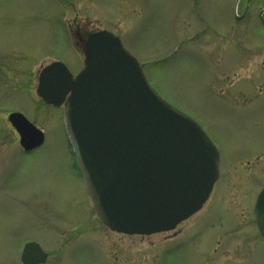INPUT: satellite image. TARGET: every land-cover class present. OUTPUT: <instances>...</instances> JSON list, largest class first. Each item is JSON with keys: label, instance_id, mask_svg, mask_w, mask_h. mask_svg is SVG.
Masks as SVG:
<instances>
[{"label": "rangeland", "instance_id": "obj_1", "mask_svg": "<svg viewBox=\"0 0 264 264\" xmlns=\"http://www.w3.org/2000/svg\"><path fill=\"white\" fill-rule=\"evenodd\" d=\"M182 2L0 0V61L26 66L29 77V85L0 79V264H24L22 246L31 240L50 252L46 264H264L253 211L264 187V24L258 16L236 20L225 0ZM77 25L119 35L154 88L220 151L211 196L171 231L108 227L74 166L64 104L35 106L45 64L82 66L70 32ZM14 107L45 133L33 151L22 150L8 122Z\"/></svg>", "mask_w": 264, "mask_h": 264}, {"label": "water", "instance_id": "obj_2", "mask_svg": "<svg viewBox=\"0 0 264 264\" xmlns=\"http://www.w3.org/2000/svg\"><path fill=\"white\" fill-rule=\"evenodd\" d=\"M84 52L86 64L76 78L54 62L49 86L42 79L38 92L60 105L71 91L66 128L103 221L129 234L171 230L208 199L219 175V150L197 120L160 95L115 33L91 34ZM12 116L27 148L44 140L22 113ZM256 212L264 234V189ZM46 254L29 243L23 261L39 262Z\"/></svg>", "mask_w": 264, "mask_h": 264}, {"label": "flooded vegetation", "instance_id": "obj_3", "mask_svg": "<svg viewBox=\"0 0 264 264\" xmlns=\"http://www.w3.org/2000/svg\"><path fill=\"white\" fill-rule=\"evenodd\" d=\"M182 1H183L182 2V6L189 4V0H182ZM190 2H191V0H190ZM225 3H228L229 4V9L231 11V15H233V17L236 20L240 21L242 19H246L247 18L248 20L251 19V21H252L253 19L254 20L257 19V16H258L259 19L261 18V21L264 24V0H225ZM212 5H213L212 3L211 4H207L206 7H211ZM193 9L196 10V13H197L198 17L200 18V20L203 19L204 21H206V23L208 22L207 19H206V15L204 13L202 14L200 12V8H198V5H193L192 4V7H191V11L192 12H193ZM206 27L207 28L208 27L210 28L211 27V24L208 22ZM70 32H71V36H72L73 44H74L75 48L77 49L78 52L82 51V53H83V49H84L87 41L89 40L90 35L93 34L94 31L92 32V31H88L86 29L81 30L80 26L77 25L75 27H71ZM49 63L48 64H45L40 69V71L38 73V84H37V87H36V94H35L36 95V98H34V99H37L36 104H35L36 107H39L41 104L51 105V104L47 103L45 101V99L38 93V87H39V84H40V81H41L42 73L45 70V68L47 67V65H49ZM68 65H69L70 69L74 73H77L78 70L81 67L80 66L76 70H74V68L71 67L72 66L71 63L68 64ZM25 67L24 66H21L19 63L14 64V63H10V62H5V61L2 62V61H0V79L4 83H18L21 80H26V82L29 85V80H28L29 77H28V74H27V69ZM20 68L22 69V73L21 74H20ZM46 78H47V75H46ZM62 78H63V76H62ZM64 108H65V105L62 106V111L63 112H64ZM2 110H6V109H2ZM15 111H21L27 117L29 115L21 107H14V108H11V110L8 111V113H7L8 122L10 123L11 127L17 131L16 126L10 120V114L12 112H15ZM28 118L30 119V117H28ZM30 120L33 121L36 124V122L33 119H30ZM68 144H69V146L71 148V151H72V153L74 155V166H75L76 169H78V171L81 172V170H80V168L78 166V163L76 161L73 143L69 141ZM20 145H21V143H20ZM41 145H39V146H41ZM39 146H37V147H39ZM21 147H22V150L25 151V152H30V151H33L34 149L37 148V147H35V148L31 149V150H26L22 145H21ZM253 211H254V208H253ZM255 219H256V217H255ZM256 225H257V221H256ZM28 242H30V241H28ZM31 242H32V240H31ZM23 244H24V242H23ZM43 250L46 251V253H47L46 254V257H45V260H42V261H39V262H35V263H32V264H46L48 262L49 257H50V252H48L44 248H43ZM20 256H21L22 262L24 264H26L23 261L22 253H20Z\"/></svg>", "mask_w": 264, "mask_h": 264}, {"label": "bare ground", "instance_id": "obj_4", "mask_svg": "<svg viewBox=\"0 0 264 264\" xmlns=\"http://www.w3.org/2000/svg\"><path fill=\"white\" fill-rule=\"evenodd\" d=\"M46 80H49V77H47ZM214 186H215V185H214ZM214 186H213V188H214ZM213 188H212V190H213ZM212 190H211L210 194L212 193ZM210 194H209V196H211ZM206 201H207V200H206Z\"/></svg>", "mask_w": 264, "mask_h": 264}]
</instances>
